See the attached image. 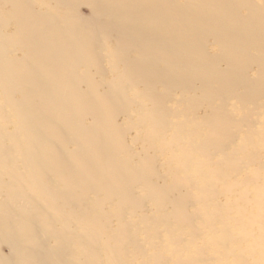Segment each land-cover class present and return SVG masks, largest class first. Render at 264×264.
<instances>
[{"label":"rangeland","instance_id":"1","mask_svg":"<svg viewBox=\"0 0 264 264\" xmlns=\"http://www.w3.org/2000/svg\"><path fill=\"white\" fill-rule=\"evenodd\" d=\"M71 1L76 2L42 13L55 12V19L78 25L94 18L93 0ZM96 1L105 22L115 27L109 39L97 33L89 44L97 84L122 81L130 88L120 94L121 103L130 96L138 104L126 112L114 107L108 121L124 130L134 163L137 156L148 159L165 191H175L168 192L170 203L182 201L181 210L158 206L144 198L143 183L135 188L134 207L126 197L98 198L96 213L115 214L112 220L138 240V249L117 244L114 223L104 232L112 239L109 252L121 256L122 264L156 254L160 264H264V0ZM23 2L41 12L36 0ZM13 24L8 21L9 32ZM19 39L8 42L0 57L19 59ZM104 93L88 97L94 110L107 106ZM12 117L8 109V127ZM50 117L43 109L39 121ZM151 119L158 124L154 128ZM60 120L53 125H64ZM18 129L23 135L27 128ZM193 181L198 192L191 190ZM210 181L214 188L205 187ZM96 208H89L90 216ZM83 227L78 222V233ZM9 243L0 238L2 260L13 254Z\"/></svg>","mask_w":264,"mask_h":264},{"label":"bare ground","instance_id":"2","mask_svg":"<svg viewBox=\"0 0 264 264\" xmlns=\"http://www.w3.org/2000/svg\"><path fill=\"white\" fill-rule=\"evenodd\" d=\"M23 1L0 0V53L15 38L22 45L17 49L22 53L19 59L0 57V95L4 98L0 104V171L6 172H0V197L4 199L0 201V238L10 242L13 252L8 261L0 259V264H122L121 256L109 252L112 239L104 234L116 223L112 220L115 214L96 213L101 210L98 198L120 201L118 195L134 207L138 204L135 188L143 183L147 186L144 198L158 206L181 210L182 201L170 203L168 192L175 191H165L160 185L164 181L152 172L148 159L137 156L134 163L124 130L108 121L106 114L114 107H124L122 112H126L138 104L130 96L121 103L120 94L130 88L122 81L97 84L98 65L92 66L94 53L89 44L97 33L104 32L109 39L115 28L105 22L100 3L93 0L94 18L78 25L69 18L55 19V12L42 13L43 8L71 6L76 1L36 0L39 13ZM9 20L14 22L11 32ZM100 90H105L108 104L94 110L96 105L88 97ZM8 109L13 113L9 127ZM43 109L51 117L41 123ZM60 119L64 125L54 126L52 121ZM151 121L153 128L158 125ZM22 124L27 128L23 135L18 129ZM60 143L62 152L57 149ZM90 169L96 171L90 173ZM8 170L12 172L9 177ZM205 185L214 188L211 181ZM190 187L197 192L201 189L194 181ZM20 202L26 206L17 208ZM92 206L97 208L90 216ZM78 222L85 224L83 232L76 230ZM116 224L114 241L138 249L128 226ZM162 262L156 254L136 264Z\"/></svg>","mask_w":264,"mask_h":264}]
</instances>
